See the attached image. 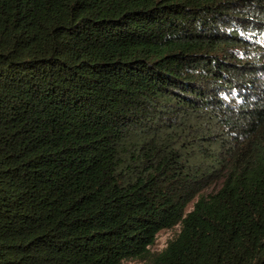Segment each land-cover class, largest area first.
Wrapping results in <instances>:
<instances>
[{
    "label": "trees",
    "instance_id": "1",
    "mask_svg": "<svg viewBox=\"0 0 264 264\" xmlns=\"http://www.w3.org/2000/svg\"><path fill=\"white\" fill-rule=\"evenodd\" d=\"M131 260L264 264V0H0V264Z\"/></svg>",
    "mask_w": 264,
    "mask_h": 264
},
{
    "label": "rangeland",
    "instance_id": "2",
    "mask_svg": "<svg viewBox=\"0 0 264 264\" xmlns=\"http://www.w3.org/2000/svg\"><path fill=\"white\" fill-rule=\"evenodd\" d=\"M191 209V207L188 208V210ZM179 232V226H176L169 230H162L160 231L157 236L154 245L150 248V252L152 253H158L163 248H165L167 242L172 239L177 233ZM125 264H141L137 260H131L127 261Z\"/></svg>",
    "mask_w": 264,
    "mask_h": 264
}]
</instances>
